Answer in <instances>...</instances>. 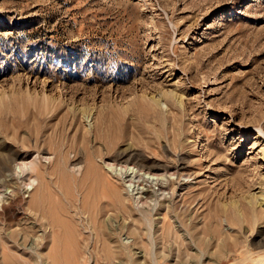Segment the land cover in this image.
Masks as SVG:
<instances>
[{
	"label": "rangeland",
	"instance_id": "rangeland-1",
	"mask_svg": "<svg viewBox=\"0 0 264 264\" xmlns=\"http://www.w3.org/2000/svg\"><path fill=\"white\" fill-rule=\"evenodd\" d=\"M0 163V264H264V0H0Z\"/></svg>",
	"mask_w": 264,
	"mask_h": 264
},
{
	"label": "bare ground",
	"instance_id": "bare-ground-1",
	"mask_svg": "<svg viewBox=\"0 0 264 264\" xmlns=\"http://www.w3.org/2000/svg\"><path fill=\"white\" fill-rule=\"evenodd\" d=\"M158 100L159 99H156V100H153V102L155 103H158ZM1 164V163H0ZM18 167L19 169V175L20 173L22 174L24 172V170L26 169V166L25 164L22 165V168L20 167V165L16 166ZM15 167V168H16ZM108 170L110 171H115L116 168H113V167H107ZM130 170H133V168H129ZM264 169V168H262ZM122 171V170H121ZM18 172V171H17ZM127 172V171H126ZM131 172V171H130ZM134 172V171H133ZM114 173V172H113ZM263 176V175H262ZM148 180H151V181H159L158 178H156V176H152V175H148L146 177ZM264 178V177H263ZM3 185V184H2ZM32 184H30V189L32 188L31 186ZM7 198H3L0 196V219L4 217L5 215V210L7 209L8 206V203H7ZM17 200V199H16ZM12 202V201H11ZM10 202V203H11ZM14 202V201H13ZM252 202L255 206H259V207H263L264 206V193H259V195H253L252 196ZM19 204V203H18ZM13 205V204H12ZM15 205V204H14ZM21 205V204H20ZM50 205V204H49ZM69 205V204H68ZM63 211V212H62ZM36 212L40 214V217H41V220H44L47 225H49V227L54 230L56 226H60V224H62L61 220L63 219H58L59 218V215L63 216V213H64V210L61 206H52L50 205L48 208H47V205L45 208H41V209H36ZM72 213V212H71ZM64 218V217H63ZM5 261V259H4Z\"/></svg>",
	"mask_w": 264,
	"mask_h": 264
}]
</instances>
